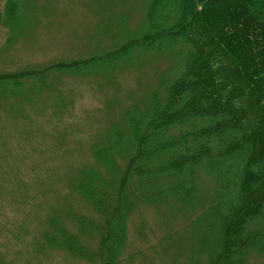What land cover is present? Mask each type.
Masks as SVG:
<instances>
[{
	"label": "trees",
	"instance_id": "1",
	"mask_svg": "<svg viewBox=\"0 0 264 264\" xmlns=\"http://www.w3.org/2000/svg\"><path fill=\"white\" fill-rule=\"evenodd\" d=\"M20 11L5 0L0 19L16 28ZM118 29L125 37L102 53L0 72L3 94L6 85L40 89L50 74L129 65L149 51L168 62L70 181L93 214L68 212L72 228L52 218L59 239L44 234L47 244L118 264L134 211L177 205L168 220L192 216L170 244L183 246L185 264H254L252 254L264 257V0H148L133 30Z\"/></svg>",
	"mask_w": 264,
	"mask_h": 264
},
{
	"label": "rangeland",
	"instance_id": "2",
	"mask_svg": "<svg viewBox=\"0 0 264 264\" xmlns=\"http://www.w3.org/2000/svg\"><path fill=\"white\" fill-rule=\"evenodd\" d=\"M18 2L16 28L0 19V72L102 53L125 37L119 24L130 30L138 25L148 0ZM130 63L93 66L83 75L57 72L40 89L10 84L0 94V264H90L48 245L44 234L59 239L52 218L72 228L68 212L93 214L70 181L91 160V144L153 88L168 64L154 51ZM175 208L139 206L118 264H185L189 254L183 246L170 244L192 216L168 220ZM83 241L94 246L96 237L84 234ZM251 258L264 264L261 255Z\"/></svg>",
	"mask_w": 264,
	"mask_h": 264
}]
</instances>
